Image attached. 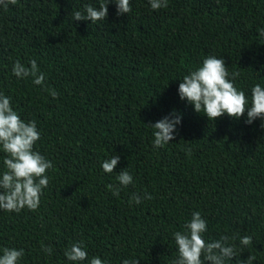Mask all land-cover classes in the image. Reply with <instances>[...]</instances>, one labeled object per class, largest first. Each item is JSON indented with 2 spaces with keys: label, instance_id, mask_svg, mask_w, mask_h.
Returning <instances> with one entry per match:
<instances>
[{
  "label": "trees",
  "instance_id": "1",
  "mask_svg": "<svg viewBox=\"0 0 264 264\" xmlns=\"http://www.w3.org/2000/svg\"><path fill=\"white\" fill-rule=\"evenodd\" d=\"M99 3L17 0L0 7V92L23 120L36 121L34 150L54 166L37 211L0 210V254L22 248L20 264H74L64 253L81 242L89 259L106 264H173V233L200 212L206 241L227 235L236 246L226 264L250 255L264 264L262 121L248 124L246 113L209 121L178 95L183 77L210 55L225 59L230 78L240 73L234 83L249 101L252 86H264V0H168L158 11L148 0H130L128 14L117 15L110 3L103 21L73 20V9ZM33 59L56 98L13 75L16 60L30 67ZM174 110L182 116L175 139L155 148L149 125ZM5 155L0 151V172ZM115 155V172L105 173L102 161ZM126 168L133 183L115 197L107 185ZM145 192L152 199L129 205ZM245 235L252 244L241 250Z\"/></svg>",
  "mask_w": 264,
  "mask_h": 264
},
{
  "label": "clouds",
  "instance_id": "2",
  "mask_svg": "<svg viewBox=\"0 0 264 264\" xmlns=\"http://www.w3.org/2000/svg\"><path fill=\"white\" fill-rule=\"evenodd\" d=\"M152 10L158 11L168 7V0H148ZM17 0H0V7L7 9L9 5H15ZM115 3L117 15L128 14L132 11L130 0H100L99 6L86 4L83 11L72 10L74 21H103L108 17V5ZM259 36L264 37V29L258 30ZM30 67L16 60L12 67V73L17 79H32L35 85L43 86L53 98L58 92L45 85V74L39 69L36 60L29 61ZM240 75L239 72L229 75L225 59L214 55L206 57L202 65L185 75L179 84L178 95L181 100L194 106L196 113L207 117L209 121L227 115L234 119L245 116L246 123L252 124L256 119L262 121L264 127V86L257 83L251 88V99L245 92L239 90L234 81ZM182 116L175 110L163 119L149 125L153 131L152 141L155 148H161L175 139L174 133L177 125L181 124ZM41 139L36 121H25L14 110L11 98L0 92V151L5 153L3 159L4 171L0 172V210L5 212L20 213L27 209L35 212L41 202L43 190L49 185L47 172L52 169L53 163L34 150L35 144ZM120 156L115 155L105 159L101 167L105 173L115 172ZM117 184H108L107 188L113 196L119 197L122 188L133 183V177L126 169L116 175ZM144 199H152L151 194L145 192L143 196L133 194L129 199V205H139ZM207 231V221L202 218L200 212H194L191 219L185 223L184 231L173 233L178 255L173 264H226L236 254V246L230 244L227 235L218 240L206 241L203 234ZM232 240L237 239L233 236ZM252 244L251 236L239 237L241 250ZM42 250L51 255L52 249L41 243ZM66 259L74 264H106L99 256L89 259V254L81 242L72 243L64 253ZM24 256V249H2L0 264H20ZM256 257L250 255L247 260H241L240 264H253ZM122 264H140L139 258L125 259Z\"/></svg>",
  "mask_w": 264,
  "mask_h": 264
}]
</instances>
